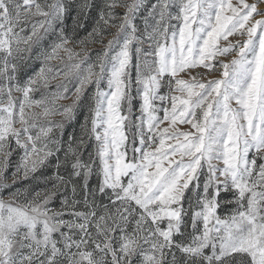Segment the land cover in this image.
Wrapping results in <instances>:
<instances>
[{
	"label": "snow or ice",
	"instance_id": "1",
	"mask_svg": "<svg viewBox=\"0 0 264 264\" xmlns=\"http://www.w3.org/2000/svg\"><path fill=\"white\" fill-rule=\"evenodd\" d=\"M261 5L0 0V264H264Z\"/></svg>",
	"mask_w": 264,
	"mask_h": 264
},
{
	"label": "rangeland",
	"instance_id": "2",
	"mask_svg": "<svg viewBox=\"0 0 264 264\" xmlns=\"http://www.w3.org/2000/svg\"><path fill=\"white\" fill-rule=\"evenodd\" d=\"M249 2H252V0H249ZM261 7H264V5H261ZM72 15H73V16L75 15V11L72 12ZM67 24H68L69 26L72 24L71 17H69V19H68V21H67ZM89 30H90V29H89ZM78 35H79V34H78ZM84 35H86V32H85ZM84 35H82V36H84ZM79 36H80V35H79ZM82 36H80V37H82ZM70 46H73V45H70ZM99 48H100V45L89 46V50H90V52L92 53L93 56L95 55V52H96L97 50H99ZM75 49H76V51H80V47H79L78 44L75 45ZM54 63H59V62H54ZM38 66H39V64H38V62H37L35 65H33V68H36V67H38ZM31 71H32V69L30 68V69L28 70V73L31 74ZM22 75H23V74H22ZM55 83H56V81H53V84H52V88H53V90H54ZM35 98H36V99H39V98H40V93H36V94H35ZM68 102H69V101H63V100H62V101H59V103H61V104H66V103H68ZM55 119L59 120V119H61V118H60L59 116H56ZM82 119H83V117L80 116V120H82ZM73 128H75V130L77 131V133L79 132V124H77V123H75V122H72L71 124L66 125V129H65V131H66V132H71V131H73ZM18 158H19V154H18V153H14V154H13V157H12L13 162L17 161ZM9 174H10V173H9ZM94 179H95V178H93V180H94ZM27 184H28L27 181H22L20 186H26ZM42 186H43V185H41V187H42ZM0 195H3V196H5V197H7V190H5L3 193H0Z\"/></svg>",
	"mask_w": 264,
	"mask_h": 264
},
{
	"label": "trees",
	"instance_id": "3",
	"mask_svg": "<svg viewBox=\"0 0 264 264\" xmlns=\"http://www.w3.org/2000/svg\"><path fill=\"white\" fill-rule=\"evenodd\" d=\"M88 25H89V29H90V23L91 22H86ZM71 26V25H70ZM85 32L86 31H84V30H80L79 32H78V34L80 35V36H82V35H84L85 34Z\"/></svg>",
	"mask_w": 264,
	"mask_h": 264
}]
</instances>
